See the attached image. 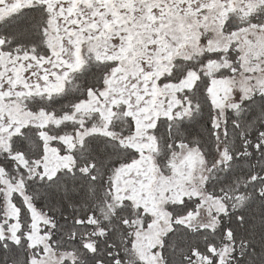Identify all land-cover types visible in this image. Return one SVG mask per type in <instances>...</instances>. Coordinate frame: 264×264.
Wrapping results in <instances>:
<instances>
[{
    "label": "snow or ice",
    "instance_id": "snow-or-ice-1",
    "mask_svg": "<svg viewBox=\"0 0 264 264\" xmlns=\"http://www.w3.org/2000/svg\"><path fill=\"white\" fill-rule=\"evenodd\" d=\"M0 264H264V0H0Z\"/></svg>",
    "mask_w": 264,
    "mask_h": 264
}]
</instances>
